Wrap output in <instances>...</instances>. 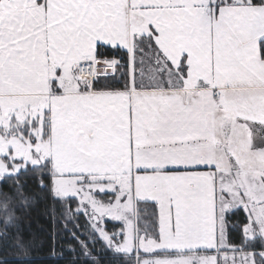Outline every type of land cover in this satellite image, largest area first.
Listing matches in <instances>:
<instances>
[{"label":"snow or ice","instance_id":"1","mask_svg":"<svg viewBox=\"0 0 264 264\" xmlns=\"http://www.w3.org/2000/svg\"><path fill=\"white\" fill-rule=\"evenodd\" d=\"M4 188L0 264H264V0H0Z\"/></svg>","mask_w":264,"mask_h":264},{"label":"trees","instance_id":"2","mask_svg":"<svg viewBox=\"0 0 264 264\" xmlns=\"http://www.w3.org/2000/svg\"><path fill=\"white\" fill-rule=\"evenodd\" d=\"M0 191L8 193L7 188H4ZM25 223L31 224V231L33 233V236L30 237V239H34L35 243L32 249L28 251L27 255L16 250H10L13 256L12 264H48V261L44 259V257L46 256V247L44 249L40 247V240L43 239V237L49 231H51L50 221L44 214V206H40L39 212L33 211L31 213V219L26 220ZM41 228L45 230L43 233L39 231ZM16 257H19L20 259L17 260L15 259Z\"/></svg>","mask_w":264,"mask_h":264}]
</instances>
